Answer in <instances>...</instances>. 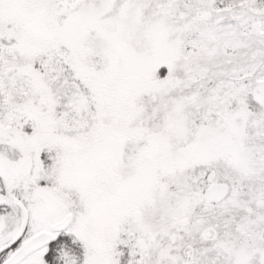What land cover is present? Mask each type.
Listing matches in <instances>:
<instances>
[{"label":"snow or ice","instance_id":"6c2138e0","mask_svg":"<svg viewBox=\"0 0 264 264\" xmlns=\"http://www.w3.org/2000/svg\"><path fill=\"white\" fill-rule=\"evenodd\" d=\"M0 264H264V0H0Z\"/></svg>","mask_w":264,"mask_h":264}]
</instances>
